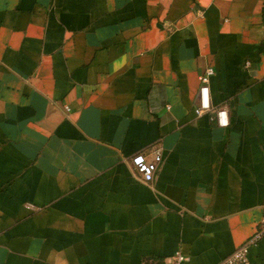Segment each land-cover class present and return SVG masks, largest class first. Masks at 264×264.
<instances>
[{"label": "crops", "instance_id": "obj_1", "mask_svg": "<svg viewBox=\"0 0 264 264\" xmlns=\"http://www.w3.org/2000/svg\"><path fill=\"white\" fill-rule=\"evenodd\" d=\"M263 222L264 0H0V264H217Z\"/></svg>", "mask_w": 264, "mask_h": 264}, {"label": "built area", "instance_id": "obj_2", "mask_svg": "<svg viewBox=\"0 0 264 264\" xmlns=\"http://www.w3.org/2000/svg\"><path fill=\"white\" fill-rule=\"evenodd\" d=\"M214 73L212 67H207L205 73L199 77L200 86L198 89L197 104L194 108L196 115L204 114L208 111H213L217 124L220 126L228 125V115L225 106L212 107L209 99V78ZM162 160L160 148H155L148 157L145 153L139 152L131 157V163L136 172L141 176L145 183H151L158 166ZM26 207L36 210V205L26 202ZM264 235V222L256 227L254 231L240 243L230 254L222 258L217 264H252L248 251L249 247L256 244ZM186 261V256L181 251H175L171 255V260L168 264H183Z\"/></svg>", "mask_w": 264, "mask_h": 264}]
</instances>
